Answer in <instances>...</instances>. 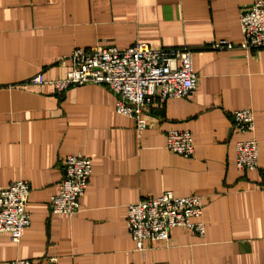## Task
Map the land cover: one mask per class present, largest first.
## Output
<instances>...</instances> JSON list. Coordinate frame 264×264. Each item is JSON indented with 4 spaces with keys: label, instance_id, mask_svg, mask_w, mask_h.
Masks as SVG:
<instances>
[{
    "label": "crops",
    "instance_id": "1",
    "mask_svg": "<svg viewBox=\"0 0 264 264\" xmlns=\"http://www.w3.org/2000/svg\"><path fill=\"white\" fill-rule=\"evenodd\" d=\"M257 0H0V186L28 179L31 224L24 237L0 233V264H264V48H211L243 39L240 11ZM147 42L189 46L198 87L154 101L148 126L116 110L97 83L56 92L26 79L65 77L75 48ZM252 108L255 130L238 133L232 113ZM171 129L189 130L192 157L166 147ZM255 138L258 166H236V142ZM82 153L92 177L75 216L54 213L63 157ZM200 194L204 235L185 227L139 250L128 205L165 191Z\"/></svg>",
    "mask_w": 264,
    "mask_h": 264
},
{
    "label": "built area",
    "instance_id": "2",
    "mask_svg": "<svg viewBox=\"0 0 264 264\" xmlns=\"http://www.w3.org/2000/svg\"><path fill=\"white\" fill-rule=\"evenodd\" d=\"M243 32L241 42L214 40L210 47L229 49L264 48V0H257L240 11ZM193 54L189 46L154 48L147 42H139L125 48L116 46L92 47L90 50L75 48L69 59L71 67L62 78L47 79L42 72L26 79L33 85L49 84L62 92L75 85L103 84L116 95V110L136 121L138 131L148 126L144 110L154 101L187 97L198 87L199 76L193 68ZM234 129L238 133L255 130L254 111L236 109L232 113ZM166 147L177 155L192 157L195 142L192 133L184 129H171L166 133ZM236 166L250 171L258 166V142L255 138L236 142ZM63 178L57 184V192L50 200L54 213L75 216L80 212V200L86 193L92 177V163L82 153L63 157ZM31 182L20 179L7 186H0V233H11L17 240L24 237L31 224L26 208ZM202 195L177 196L165 191L158 197H147L128 205V231L139 250H145L148 242H167L172 231L185 227L204 235L206 225ZM9 264H32L30 260L15 259Z\"/></svg>",
    "mask_w": 264,
    "mask_h": 264
}]
</instances>
